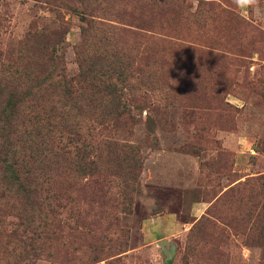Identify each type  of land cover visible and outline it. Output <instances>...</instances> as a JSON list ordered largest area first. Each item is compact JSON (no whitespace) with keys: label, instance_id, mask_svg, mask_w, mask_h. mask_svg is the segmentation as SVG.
Masks as SVG:
<instances>
[{"label":"rangeland","instance_id":"374dc122","mask_svg":"<svg viewBox=\"0 0 264 264\" xmlns=\"http://www.w3.org/2000/svg\"><path fill=\"white\" fill-rule=\"evenodd\" d=\"M0 264H264V0H0Z\"/></svg>","mask_w":264,"mask_h":264},{"label":"crops","instance_id":"0c3cea01","mask_svg":"<svg viewBox=\"0 0 264 264\" xmlns=\"http://www.w3.org/2000/svg\"><path fill=\"white\" fill-rule=\"evenodd\" d=\"M205 209V204L204 203H194V205L192 206V215L194 217H198L200 216L203 211Z\"/></svg>","mask_w":264,"mask_h":264}]
</instances>
